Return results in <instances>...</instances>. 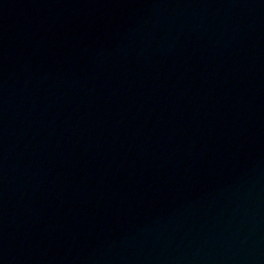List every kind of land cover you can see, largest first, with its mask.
Instances as JSON below:
<instances>
[{
    "label": "water",
    "instance_id": "water-1",
    "mask_svg": "<svg viewBox=\"0 0 264 264\" xmlns=\"http://www.w3.org/2000/svg\"><path fill=\"white\" fill-rule=\"evenodd\" d=\"M0 264H264V0H0Z\"/></svg>",
    "mask_w": 264,
    "mask_h": 264
}]
</instances>
